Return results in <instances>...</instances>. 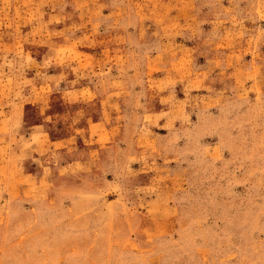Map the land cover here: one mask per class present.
Returning a JSON list of instances; mask_svg holds the SVG:
<instances>
[{
	"label": "rangeland",
	"instance_id": "obj_1",
	"mask_svg": "<svg viewBox=\"0 0 264 264\" xmlns=\"http://www.w3.org/2000/svg\"><path fill=\"white\" fill-rule=\"evenodd\" d=\"M0 264H264V0H0Z\"/></svg>",
	"mask_w": 264,
	"mask_h": 264
}]
</instances>
